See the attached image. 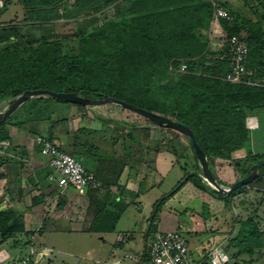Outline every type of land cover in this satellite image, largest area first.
<instances>
[{
  "label": "trees",
  "instance_id": "obj_1",
  "mask_svg": "<svg viewBox=\"0 0 264 264\" xmlns=\"http://www.w3.org/2000/svg\"><path fill=\"white\" fill-rule=\"evenodd\" d=\"M242 1L250 12L238 10L227 0H1L0 105L35 89L79 93L93 99L114 97L188 126L210 166L217 158L226 159L239 179L264 158V154L253 152L245 125L249 114L264 108V0L253 5L250 0ZM14 2L20 10L9 18ZM213 2L227 11L219 19L225 37L235 36L246 43V66L253 70L251 80L260 79L262 84L225 80L231 63L230 47L223 38H215L216 46L210 48L211 40L206 35ZM67 21L78 23L75 31L51 30L39 37L34 34L37 28ZM182 63L186 65L185 71H179ZM51 101L65 102L38 96L20 105L0 123V142L10 139L8 124L21 126L27 121L19 111L26 103L29 107L24 117L40 119ZM184 153L183 149L177 158ZM192 156L193 164L189 168L186 163L182 166L184 174L197 167L193 151ZM5 160L0 154V167ZM4 176L0 172V184ZM187 181L208 190L231 209L233 197L247 186H264V165L252 182L228 196L205 185L198 175L188 177ZM174 192L156 204L147 241L155 231L153 221L159 206ZM122 209L120 205L113 210H101L89 231H113ZM256 217L254 209L252 216L236 219L237 226L223 245L229 256L226 264L264 263V219L258 221ZM41 229L26 230L19 212L0 209V245L10 239L13 243L21 242L14 236L23 234L26 238L22 245L33 246ZM127 235L115 246L123 247L131 238ZM146 256L147 249L139 259Z\"/></svg>",
  "mask_w": 264,
  "mask_h": 264
},
{
  "label": "crops",
  "instance_id": "obj_2",
  "mask_svg": "<svg viewBox=\"0 0 264 264\" xmlns=\"http://www.w3.org/2000/svg\"><path fill=\"white\" fill-rule=\"evenodd\" d=\"M237 9L244 11V7ZM211 31L212 23L206 35L213 42L217 37ZM63 103L69 104L65 115L52 110L51 114L40 119H27L23 112L20 117L26 119V122L21 126L7 125L10 139L0 142V154L7 160L0 167V172L5 175L1 182H8V186L2 187L0 184L5 194L0 209L12 208L19 212L26 230L36 232L42 228V233L35 235L37 238L33 240V247H39V255L43 256L48 254L49 249L38 243L40 236L56 228L55 224L63 228L80 224L81 229L89 231L101 210H113L121 205L123 209L114 230L123 219L127 220L119 234L131 235L124 246L129 251L127 257L133 264H137L141 252L146 249V235L156 210L152 212L151 209L155 207L157 197L168 193L182 176V166L176 155H180L183 149L186 152L187 139L179 132L172 133L129 114L121 117L102 115L94 111L93 106L80 107L73 103ZM263 110L257 109L249 114L258 121V127L249 129V134L260 128L257 113ZM37 134L45 135L75 158L78 156L85 168L95 175L99 187L89 188L83 195L73 188H66L62 195H57V185L50 183L47 178L51 171L48 159L39 153L34 143ZM250 145L252 148V135ZM253 152H256L255 149ZM211 164L210 167L213 166L215 176L222 185H229L238 179L234 166L228 160L217 158ZM174 170L179 173L174 175L170 186L162 189L165 177ZM26 185L32 186L31 195L26 194ZM177 189L158 209L159 214L153 221L155 231H182L193 264H209L210 250L216 245L223 249L224 242L230 236V233L221 232V228L214 225L215 219L223 218L226 214V206L220 198L208 190L196 187L191 181ZM195 200H198L200 207H192L191 202ZM141 220L143 222L137 229L139 237L136 241L133 229ZM132 240L136 241L135 244H143L142 250L127 247ZM110 264L116 263L113 261Z\"/></svg>",
  "mask_w": 264,
  "mask_h": 264
},
{
  "label": "rangeland",
  "instance_id": "obj_3",
  "mask_svg": "<svg viewBox=\"0 0 264 264\" xmlns=\"http://www.w3.org/2000/svg\"><path fill=\"white\" fill-rule=\"evenodd\" d=\"M227 1L232 6H235L237 8L244 7V11L246 9V12H250V9L248 10V8L243 4L242 0H227ZM250 2L253 5L258 3V0H250ZM13 4L9 11V16H8L9 18L15 17L14 13L17 12V10H20L19 6L15 4V2ZM0 7H1V0H0ZM110 12L111 11L109 10V13ZM81 17H83L82 14L80 18ZM77 26L78 23L76 24L73 21L72 22L67 21V24L58 23L55 25L43 26L41 29L37 28L34 30L35 32L34 34L36 37H39L42 33H47L50 32L51 30L52 32H58V33H62V31L68 30V32L71 33L75 31ZM212 41L213 42L210 41L211 47L216 45L215 44L216 41L214 40ZM68 105L69 104L63 102H53V101L49 102L46 105V108L42 111V115L46 116L47 114H51L50 112H52V110H54V112L57 111L61 115H65ZM28 107H29V103H26L24 107H22V110L20 109L19 111L25 112ZM93 110L99 112L102 115L111 114L116 117H121L123 114H129L131 115V117L133 116L138 119H143L141 118L140 115L116 104H104V105L93 106ZM257 115L259 116L260 128L257 129L256 131H250V135H252V148L253 150L255 149L256 153L264 154V110L263 112H258ZM186 143H187L186 152L184 153V155L179 157V162L181 166H185L186 163V167L189 168L191 164H193V156H192V148L189 146L188 142ZM76 158L78 159V161H81L78 156ZM210 169L213 175L215 176L216 174L213 169V166ZM191 170L192 169H189V171ZM178 173H179L178 170H174L172 173H169L164 179L165 186L162 189H165L168 186H170L174 178V175ZM185 175L186 174H184V171H182L181 178L176 182V184L172 187V189H174L176 185H178V183L181 181V179H183ZM24 182L26 181L24 180ZM7 183L8 182L6 181L5 182L2 181L1 182L2 187L8 186ZM31 187H32L31 185H26V187L24 188L26 194L29 193V195H31L30 194V191L32 190ZM172 189L168 191V193L163 194L161 197H157L156 204L159 202L161 198L165 197V195H169L170 193H173L174 190ZM26 194L25 196L27 197ZM4 196L5 194H3V191L0 188V207L3 206L2 201L5 200ZM26 199L28 202V198ZM156 204L154 205L155 207L151 209L152 212L158 207L156 206ZM191 204L193 208L195 206L200 207V205H198L199 204L198 200L191 202ZM225 208L227 210L226 214L224 215L223 218L221 217L220 219H215L214 225L215 227L216 226L220 227L221 232L224 233L226 232L227 234L230 233V236L232 235V233L235 230V227L237 226L236 219L245 218L248 215L252 216V212L254 209H256V213H257L256 220L258 221L263 220L264 219V186L260 188H257V186L255 187L247 186L244 192L238 193L233 197V199L231 200V209H229L228 207ZM129 209H131V207ZM204 209L207 210V206L205 204H204ZM137 211L135 210V212ZM159 211H157L155 216H158ZM58 213L62 214L59 211ZM64 213H66V211L63 212V214ZM142 222L143 221L141 220L137 225H135V229H133V236L136 241L138 240L139 237V234L137 233V229L139 228V224ZM126 223L127 220L123 219L121 224H118L113 232L88 231L87 229L84 228L81 229L80 224L74 227L70 226L66 228L61 227L59 224H55L56 228L52 230H48L43 235L40 236V240L38 243L42 244L43 246H46L45 248L49 249L48 254H45L43 256L39 255L40 252L39 247H33L30 245L23 246L22 241H24L26 237L23 234H17L16 236H14V239L20 240L21 242L13 243L11 242L10 239L7 240L2 245H0V258L3 259L5 258L3 261H0V264H110L113 261L116 264H133L130 258L127 257L129 251L127 250L126 246L115 247L119 231L121 230L120 228L121 226H125ZM135 242L134 240H132L131 242H129L127 247H134V248L137 247L138 249L142 250L141 248L143 244H135ZM225 243L226 241L224 242V245ZM44 250H42L41 252H43ZM118 260L120 261V263ZM252 264H260V262L258 263L253 262Z\"/></svg>",
  "mask_w": 264,
  "mask_h": 264
},
{
  "label": "built area",
  "instance_id": "obj_4",
  "mask_svg": "<svg viewBox=\"0 0 264 264\" xmlns=\"http://www.w3.org/2000/svg\"><path fill=\"white\" fill-rule=\"evenodd\" d=\"M227 15L225 8L213 2L212 12V35L223 38L229 45L231 51L230 69L225 75V80L232 83L262 84V80H251L253 70L246 66L248 48L244 41L232 36L226 38L220 25L219 19ZM222 32H219L218 27ZM186 65L182 63L179 71H185ZM245 125L253 130L258 127L256 117L248 115L245 118ZM39 153L48 159L51 171L48 180L54 182L58 187V194L62 195L66 188H73L78 194L83 195L89 188L99 187L95 175L88 171L85 166L70 153L60 149L53 141L43 134L34 137ZM126 233L118 234L117 241L126 240ZM147 256L138 264H193L189 257L188 242L184 233L178 229L156 230L150 235L147 241ZM5 259V258H4ZM0 258V261L4 260ZM229 257L219 246H214L208 255L210 264H226Z\"/></svg>",
  "mask_w": 264,
  "mask_h": 264
},
{
  "label": "water",
  "instance_id": "obj_5",
  "mask_svg": "<svg viewBox=\"0 0 264 264\" xmlns=\"http://www.w3.org/2000/svg\"><path fill=\"white\" fill-rule=\"evenodd\" d=\"M38 96L53 97L61 101L78 104L86 107L104 105V104H116L151 120L153 123H155L158 126L171 128L182 134L188 140L192 148L193 155L196 159L197 167L189 171L173 190H176L178 187H180V185L184 183L188 177L192 175H198L201 181L205 185L209 186L211 189H213L218 193L228 196L239 187L246 186L250 182H252L258 176L259 168L264 165V158H263L257 161L256 163H254L253 165H251L246 175L242 176L241 178L237 179L236 181H234L229 185H222L218 181V179L212 174L208 158L206 157L202 148L196 142L194 135L188 126L170 117H166L158 113L150 112L148 110L135 107L129 103H126L124 101H121L119 99L110 96H103L102 98L93 99L83 96L79 93H72V92H62V91L55 92L48 89L26 90L21 94H19L18 96H16L15 98L0 105V123L5 121L25 101H27L32 97H38ZM36 238L37 237H35L34 241L36 240Z\"/></svg>",
  "mask_w": 264,
  "mask_h": 264
}]
</instances>
